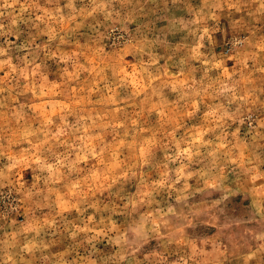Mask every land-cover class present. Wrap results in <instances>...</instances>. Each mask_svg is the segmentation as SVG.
Here are the masks:
<instances>
[{
    "label": "rangeland",
    "instance_id": "rangeland-1",
    "mask_svg": "<svg viewBox=\"0 0 264 264\" xmlns=\"http://www.w3.org/2000/svg\"><path fill=\"white\" fill-rule=\"evenodd\" d=\"M0 264H264V0H0Z\"/></svg>",
    "mask_w": 264,
    "mask_h": 264
}]
</instances>
